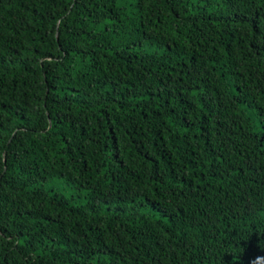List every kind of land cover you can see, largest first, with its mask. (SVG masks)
Here are the masks:
<instances>
[{"label": "trees", "instance_id": "obj_1", "mask_svg": "<svg viewBox=\"0 0 264 264\" xmlns=\"http://www.w3.org/2000/svg\"><path fill=\"white\" fill-rule=\"evenodd\" d=\"M0 264H264V0H0Z\"/></svg>", "mask_w": 264, "mask_h": 264}, {"label": "rangeland", "instance_id": "obj_2", "mask_svg": "<svg viewBox=\"0 0 264 264\" xmlns=\"http://www.w3.org/2000/svg\"><path fill=\"white\" fill-rule=\"evenodd\" d=\"M55 185H56V187H57V186H60V185H62V184H61V183H59V182H57Z\"/></svg>", "mask_w": 264, "mask_h": 264}, {"label": "clouds", "instance_id": "obj_3", "mask_svg": "<svg viewBox=\"0 0 264 264\" xmlns=\"http://www.w3.org/2000/svg\"><path fill=\"white\" fill-rule=\"evenodd\" d=\"M259 259V258H258Z\"/></svg>", "mask_w": 264, "mask_h": 264}]
</instances>
